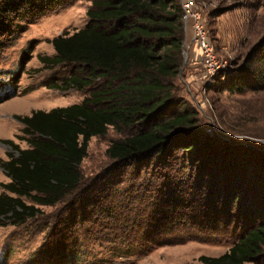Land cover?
<instances>
[{"label":"rangeland","instance_id":"1","mask_svg":"<svg viewBox=\"0 0 264 264\" xmlns=\"http://www.w3.org/2000/svg\"><path fill=\"white\" fill-rule=\"evenodd\" d=\"M195 2L214 52L218 60L226 62L227 68L214 76L208 72L194 40L193 25L185 22L184 13L182 66L177 76L165 81L169 99L158 118L184 105L196 111V125L182 130L173 145L177 148L180 138L189 140L199 135L200 146L189 152H183L182 148L173 150L172 170L189 162L193 164L196 156L208 161L206 184L212 187L207 190H218L222 208L220 227L223 230L229 226V229H224L217 240L185 239L128 253L120 252L122 236L114 238L115 234L107 237L98 233V226L110 222L101 210L110 201L118 203L119 209H126L129 218L144 207L145 226L148 228L154 222L155 206L138 203L135 198L146 193L149 184H154L152 169L160 155L120 166L107 152L114 141L147 126L140 122L122 131L110 127L105 136L91 139L88 155L81 164L84 183L67 201L55 206L39 205L42 214L22 225L4 219L7 224L0 225V264H58L57 261L65 264L68 256L60 255L76 246L79 249L74 253L72 264H205L200 261L201 256L224 254L237 241V233L243 230L245 223L259 216L260 203L264 200V91L231 92L221 87L219 79L224 81L228 73L246 74L252 60L254 69L259 70L258 51L264 43V0ZM181 4L183 6V0ZM92 5L93 0H75L34 23H28L33 16L26 13L24 19H14L15 24L25 26L16 33L15 40L0 30V162L7 160L8 154L15 150L7 140L22 149L29 147L25 139L29 135L24 132L25 125L18 116L82 103L107 84L108 78L99 77L83 89L53 88L50 85L66 86L65 80L74 74L87 76L90 68L76 63L52 68L40 60L41 56L56 55L51 43L53 38L72 35L90 24L88 10ZM8 16L13 18L12 14ZM14 153L18 155L17 151ZM142 161L146 167L140 169L138 165ZM202 164L200 161L198 166ZM158 168L169 170L162 163ZM8 182L10 178L0 167V194L5 191L2 184ZM230 187H234L233 192L240 197L234 204L227 201ZM48 246L51 249L45 251Z\"/></svg>","mask_w":264,"mask_h":264},{"label":"trees","instance_id":"2","mask_svg":"<svg viewBox=\"0 0 264 264\" xmlns=\"http://www.w3.org/2000/svg\"><path fill=\"white\" fill-rule=\"evenodd\" d=\"M74 1L0 0V30L15 40L16 33L25 26L15 24L14 19L22 20L27 13L33 16L28 23H34L50 11ZM184 13L181 0H93L88 10L91 22L86 28L51 40L56 55L40 57L46 66L55 68L76 63L90 68L87 76L74 74L65 80L66 86L52 84L51 87L83 89L99 77L108 78V82L82 103L17 117L25 125L29 147L22 149L7 140L18 155L9 153L8 159L0 162L10 178V182L2 184L5 191L0 194V225L7 224L4 219H10L14 225L25 224L42 214L39 205L55 206L74 196L84 183L81 164L88 155L91 139L105 136L110 127L122 131L142 122L147 125L145 128L114 141L107 152L120 166L160 155L152 169L154 184H149L146 193L135 198L138 203L155 206L154 222L148 228L145 226L144 207L129 218L126 209H119L118 203L110 201L101 207L110 222L98 226V233L107 237L115 234L114 238L122 236L120 252L128 253L185 239L217 240L224 229H229V226L223 230L220 227L222 208L218 190H207L212 187L206 184L208 161L196 156L193 164L189 162L172 170L173 150L182 148L183 152H189L200 146L199 135L189 140L179 137L180 144L177 148L173 145L182 130L196 125V111L184 105L158 118L169 99L165 81L177 76L182 66ZM9 14L13 18H9ZM258 54L259 70L254 69L252 60L246 74L228 73L224 81L219 79L221 87L239 93L264 91V43ZM208 145L206 143L205 148ZM200 161L203 164L198 166ZM161 163L169 172L160 171ZM138 166L143 169L146 163L142 161ZM233 190L234 187L229 188L227 201L234 204L240 197ZM263 201L259 216L245 223L228 251L220 256L203 255L200 261L264 264ZM128 231L131 234H127ZM48 248L45 251L51 249ZM78 249V246L70 247L60 255L68 256L65 264L73 263Z\"/></svg>","mask_w":264,"mask_h":264},{"label":"built area","instance_id":"3","mask_svg":"<svg viewBox=\"0 0 264 264\" xmlns=\"http://www.w3.org/2000/svg\"><path fill=\"white\" fill-rule=\"evenodd\" d=\"M183 9L185 12V22H191L193 25L194 40L208 72L214 76L216 73L225 70L227 64L218 60L195 0H183Z\"/></svg>","mask_w":264,"mask_h":264}]
</instances>
